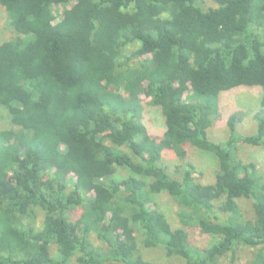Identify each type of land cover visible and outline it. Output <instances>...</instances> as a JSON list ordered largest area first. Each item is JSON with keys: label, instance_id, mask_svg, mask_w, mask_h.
I'll return each instance as SVG.
<instances>
[{"label": "trees", "instance_id": "1", "mask_svg": "<svg viewBox=\"0 0 264 264\" xmlns=\"http://www.w3.org/2000/svg\"><path fill=\"white\" fill-rule=\"evenodd\" d=\"M71 2L0 0V264H173L145 250L264 264V173L238 146L264 149V0ZM252 86L256 103L209 139L221 94ZM248 115L256 131L241 135ZM189 147L216 160L213 182L167 166L164 151L183 160ZM161 193L179 225L155 206ZM193 227L214 241L194 246Z\"/></svg>", "mask_w": 264, "mask_h": 264}, {"label": "rangeland", "instance_id": "2", "mask_svg": "<svg viewBox=\"0 0 264 264\" xmlns=\"http://www.w3.org/2000/svg\"><path fill=\"white\" fill-rule=\"evenodd\" d=\"M75 0H72L71 3H73ZM67 4V6H69ZM59 11V10H57ZM4 12L0 6V42L3 40V38L6 35V19L4 18ZM189 93V92H187ZM186 93V95H187ZM261 95V89L258 86H252L248 87L247 91L246 89L242 90L235 89V90H229L225 91L220 96V117L216 124L209 128L208 130V137L214 142H222L225 139H222L225 136L226 131L228 132V129L226 127V120L227 115L234 109L240 108L241 110L244 109L242 106H253L256 101L259 99ZM0 108H3V106L0 105ZM6 112L3 108V110H0V123L5 122ZM142 122L145 125L147 131L154 136L159 137L162 135V133L165 130V123H164V117L160 111V109L152 105L150 103L149 99H146L145 102V112L144 116L142 118ZM256 131V123L253 118L250 117V115L245 116L242 120V122L237 127V132L241 135H249L252 133H255ZM239 151L242 155V157L245 158V160H254L256 161L260 167L262 168V173H264V149L249 145H238ZM188 153L186 158L183 160H179L176 155L169 150L164 151V157L163 159L167 163V166L170 168H173L174 165H180L181 169L190 166V164L193 166L194 170V176L196 180L203 182V183H211L214 180V172L217 168V162L213 158V156L209 155L208 153H205L203 151H199L198 149L194 147H189ZM72 179V178H70ZM154 202L156 203V207H158L162 212H164L169 219V221L172 223L173 226L179 225V219L177 217V204L172 200L170 196H168L166 193H161L158 195L153 196ZM244 206V210H247L248 212L251 211V206L247 201L241 202ZM190 237L192 239L194 246L199 247H206L210 243L214 241V237H211L209 235L201 233L197 227H193L190 232ZM146 256L149 258L158 257V260L164 259V261H167L168 263L173 264H180V262L175 261L173 259H166L162 253L161 250H145ZM228 261V260H227ZM238 261V260H237ZM236 261V262H237ZM245 258H242L240 262H244ZM224 264V263H223ZM226 264V263H225ZM238 264V263H236Z\"/></svg>", "mask_w": 264, "mask_h": 264}]
</instances>
